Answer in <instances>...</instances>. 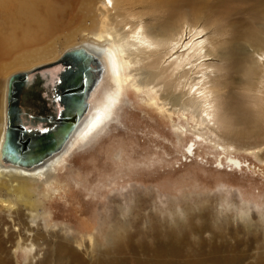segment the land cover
Listing matches in <instances>:
<instances>
[{"label":"rangeland","instance_id":"obj_1","mask_svg":"<svg viewBox=\"0 0 264 264\" xmlns=\"http://www.w3.org/2000/svg\"><path fill=\"white\" fill-rule=\"evenodd\" d=\"M261 1L114 0V7H106L100 0H26L18 8L0 6V43L12 41V32L24 38L50 27L27 47H2L0 67L31 50H52L51 56L8 74L0 69L1 106L9 73L52 62L67 48L96 41L102 30L124 33L149 17L156 35L185 17L200 22L213 45L211 55L196 66L212 65L219 71L218 84L237 93V85L250 79L248 47L264 45ZM11 10L23 13L21 20H14ZM139 54L124 59L127 84L103 130L75 145L56 171L55 183L32 188L30 199L18 203L17 215L0 212V264H264V125L260 133L230 140L222 139L218 128L207 135L196 127L191 111L163 106L160 92L140 85L146 73L152 87L156 80ZM198 68L195 84L202 73ZM61 70L59 64L42 71ZM150 95L158 99L156 106ZM177 128L186 130L181 139ZM196 133L212 141L197 139ZM215 142L231 146L228 153ZM230 159L239 160L240 167L230 165ZM13 197L18 202V194ZM29 210L38 213L34 226ZM34 234L36 249L27 251L23 241ZM56 246L69 251L59 261Z\"/></svg>","mask_w":264,"mask_h":264},{"label":"bare ground","instance_id":"obj_2","mask_svg":"<svg viewBox=\"0 0 264 264\" xmlns=\"http://www.w3.org/2000/svg\"><path fill=\"white\" fill-rule=\"evenodd\" d=\"M100 1L106 7L109 5L114 7V0ZM20 3L27 4L26 0H0V6H3L6 10V7L12 4L14 5V8L16 6V8H18ZM263 4L264 0H262L259 5ZM148 8L150 9L151 7ZM14 10H11L10 12L12 13V18L14 20H18V18L20 19L21 16H23V13H17L15 15ZM3 15H6V13ZM47 19L53 24L52 16ZM148 19L152 22L148 21L146 18L142 19L138 22V26H130L128 28L129 30L124 33L112 29L102 30L100 33L98 32V38L96 41L91 39L67 48L57 59L49 62L53 63L59 61L65 52L80 50L85 55L94 58L100 66L101 71L88 94L87 106L84 112L81 114L79 121L66 140L57 150L31 162L30 164L18 163L14 160H10L5 155V146L8 142L9 133V90L11 84H15L17 81H14V78L17 75L25 73L30 75L36 70H41L43 66L49 63L45 62L27 69H19L13 73H9L10 75L7 76L4 81L2 106L0 102L1 214L2 212H5L7 213L6 216L9 217H12L13 214L17 215L20 211L18 203L24 200V198L30 199V195L27 197V194L32 192V188L40 186L48 188L49 185L55 183L57 179L56 171L63 167L62 164L65 161V156L75 145L87 141L99 131L103 130L107 121L113 115L116 105L120 102L124 86L127 84L124 59L128 58L129 54L137 51L140 52V56L144 55L139 62L144 61L149 71H155V77L153 80H156V83L154 84L155 87H152L151 82H145L149 76V74L146 73L142 76V79L139 80L140 85L145 84L143 87L145 89L148 88L152 92L153 90H155L156 93L160 92L162 95L161 104L163 106L178 107V111L180 113L182 112V114L187 110L189 112L191 111L194 114L192 118L197 124L196 127H203L204 132L207 135V131L209 130H211L209 133L216 134L217 128L221 131V135H219L222 136V139L224 137L229 140L236 136L239 137L245 132L251 134L261 132L264 125V45L261 46L255 43L248 47L250 52L246 56V60L248 62L247 72L250 78L248 80L249 83L244 82L241 85H237L239 87L237 93H228L227 88L230 87L218 84L216 80L217 73L219 72L217 69H213L212 65L204 63L205 61L200 62L199 68L196 66L198 60L205 59L211 55L209 46L210 44L213 45L207 37L206 28L200 24V22L196 20L197 23L189 17H185L176 22L174 21L170 26H163V32L160 35H156L154 33L156 30L153 28L156 24L153 22L152 17H149ZM154 20H156V18ZM161 24L164 25V22ZM49 28L50 27H44L41 31L44 33V31L49 30ZM41 31L40 33H28L24 38L23 36L21 37L15 32H12L11 35L13 38L11 39L12 41H10L11 43H8L7 38L4 41H1L0 50L2 47H9L12 49L13 45L15 48H20L24 45L27 47L31 40L34 39L36 41V39L41 36ZM2 38H4V36H2ZM2 38L0 35V39ZM16 44L18 45L17 47ZM235 52H238V50ZM51 53V48H43L36 51L31 50V52L28 51L26 54L15 58L12 63L1 66L0 69L6 73L13 68L19 66L22 67L29 62L32 63L39 61L46 56H51ZM226 55L235 57L234 54ZM134 63L137 64L138 62L136 63L135 60ZM197 68L201 69L202 73H200V80L195 84L192 83L195 81L192 76L195 73L194 70ZM40 75V85L37 87L35 86L34 88L39 94L42 106L37 108L25 106L22 95H20L17 104L18 110L21 112L20 119L26 126L36 125L38 123L35 122L36 117L39 115L49 116L60 110L59 102L57 101L54 90L55 82L59 73L54 74L53 72H42ZM188 80L192 81L188 82ZM231 84L234 86L236 85L234 83ZM185 86L188 88L186 92L183 91ZM187 95H190V98L183 100ZM157 100L153 95H150L149 102H151L152 105L156 106ZM30 116H34V119ZM237 127L238 129L240 128L239 131L237 130ZM39 128H41V125H39ZM19 129L18 133L23 135L24 138L34 137V139H39L44 135L37 132L29 133L28 130L20 126ZM43 129L47 131V125H44ZM177 130L181 132V136L179 135V138L181 139L186 130L181 128H177ZM196 137L200 140L212 141V139L206 138L204 133H196ZM222 139L220 140L222 141ZM215 144L222 153H228L227 151L231 147L223 145L220 142H215ZM187 150L191 153L192 146ZM229 164L235 167H240L241 162L239 160L230 159ZM4 188L7 189V195L3 194ZM14 193L18 194V202L14 200ZM30 201L31 200H29V203ZM29 212L31 213V223L34 226L37 222L38 213H35L33 210H29ZM31 231L34 232V229H31ZM26 240L31 241V244L28 245ZM26 240L23 242L24 244L26 243L27 251L36 249L37 236L35 234L30 239ZM56 249L59 250V252L57 251L58 261L59 259L62 260L61 255L69 252L66 248L61 249L56 246ZM92 251L94 250L92 249ZM93 263L94 262L90 264Z\"/></svg>","mask_w":264,"mask_h":264},{"label":"water","instance_id":"obj_3","mask_svg":"<svg viewBox=\"0 0 264 264\" xmlns=\"http://www.w3.org/2000/svg\"><path fill=\"white\" fill-rule=\"evenodd\" d=\"M59 64L62 70L56 79L54 90L60 110L49 116H37L35 122L38 123L34 124H41V128L34 129L33 126L24 125L17 107L20 95L23 96L25 106L41 107L39 94L34 88L40 85V73L44 72L41 70ZM41 70H36L30 75L26 73L17 75L14 78V81H17L11 84L9 90V133L5 155L10 160L22 164H30L50 154L66 140L87 106L88 94L101 68L94 58L80 50H71L65 52L59 61L46 64ZM30 117L34 119V116ZM44 125H47V131L43 129ZM19 126L29 133L37 132L44 135L40 134L42 137L39 139L24 138L18 133Z\"/></svg>","mask_w":264,"mask_h":264}]
</instances>
